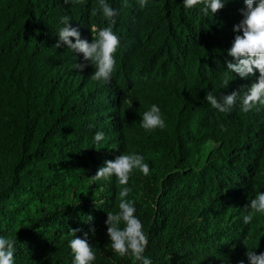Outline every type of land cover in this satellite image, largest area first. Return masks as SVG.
I'll return each mask as SVG.
<instances>
[{
    "label": "trees",
    "instance_id": "16d2710c",
    "mask_svg": "<svg viewBox=\"0 0 264 264\" xmlns=\"http://www.w3.org/2000/svg\"><path fill=\"white\" fill-rule=\"evenodd\" d=\"M106 2L120 40L110 83L91 79L90 63L74 69L86 63L82 53L55 48L64 15L89 43L93 28L109 26L99 0H0V237L16 241L14 264H72L71 229L83 238L90 227L92 264H139L113 252L106 235L121 185L92 178L105 161L133 153L150 168L130 174L127 199L152 264H249L248 250L264 252V214L243 222L264 192V105L243 113L237 102L222 113L204 98L259 76L226 69L243 0L207 16L183 0L143 9L138 0ZM153 104L166 127L146 131Z\"/></svg>",
    "mask_w": 264,
    "mask_h": 264
},
{
    "label": "clouds",
    "instance_id": "9594fccd",
    "mask_svg": "<svg viewBox=\"0 0 264 264\" xmlns=\"http://www.w3.org/2000/svg\"><path fill=\"white\" fill-rule=\"evenodd\" d=\"M70 2L75 3L78 0H63L65 5ZM225 2L226 0H183V5L188 9L201 6V13L207 16L209 11L211 14H215L221 10L225 6ZM138 3L139 7L143 9L147 6L148 0H138ZM243 3L245 7L239 10L242 19L232 28L234 33L241 34L234 36L231 47L227 49V55L231 57V60L225 61L226 69L241 79L254 76L257 72L259 76L250 86L242 85L239 90L232 91L227 95L217 96L208 92L204 98L213 108L222 113L230 112L237 102L240 103V110L243 113L252 111L258 104L264 105V0H243ZM99 7L104 18L109 20L110 24L104 28H93L92 31L96 32L97 36L92 39L91 43L81 39L78 29L70 25L71 17L64 15L60 18L63 27L58 31L55 48H60L63 45L71 49L73 53H82L86 63H76L74 69L83 71L90 63L91 66H95L91 79L110 83L116 63L114 54L120 46V40L113 32L117 11L106 0H99ZM70 38H73L75 43ZM231 80L226 76L222 80L220 88L226 89ZM141 127L146 131L156 128L162 130L166 127L161 110L157 105L153 104L150 110L143 113ZM93 139L97 143L101 142L104 139V133L96 132ZM134 169H138L144 176L150 173L149 165L144 162L142 155L120 154L114 160L105 161L92 178L108 180L115 177L121 185L119 211L115 214L107 212V218L104 221L107 226L106 235L111 242L113 252L120 257L130 255L139 264H152L151 260L143 255L148 238L143 231L141 221L135 215V200L127 199L132 191L127 186L129 176ZM248 206L252 213L243 218L245 224L252 221L253 214H264V192H258ZM88 220L91 221L92 217L89 216ZM121 223L124 225L123 228L120 227ZM80 231L82 230L79 228L71 229L74 237L69 242L73 254L72 264H92L96 259V254L88 242V236L89 233L95 234V228L90 227L89 232H85L83 238L75 235ZM15 243V240L0 237V264H14ZM245 255L248 257L249 264H264V252L257 255L252 250H248ZM239 264H244V262L240 261Z\"/></svg>",
    "mask_w": 264,
    "mask_h": 264
}]
</instances>
